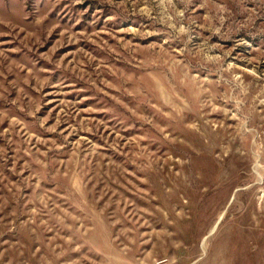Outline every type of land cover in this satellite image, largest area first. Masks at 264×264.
Instances as JSON below:
<instances>
[{"label": "rangeland", "instance_id": "rangeland-1", "mask_svg": "<svg viewBox=\"0 0 264 264\" xmlns=\"http://www.w3.org/2000/svg\"><path fill=\"white\" fill-rule=\"evenodd\" d=\"M0 264H264V0H0Z\"/></svg>", "mask_w": 264, "mask_h": 264}]
</instances>
